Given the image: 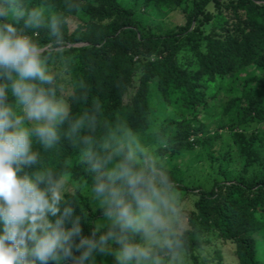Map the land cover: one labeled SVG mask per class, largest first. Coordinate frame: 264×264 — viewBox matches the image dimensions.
I'll return each instance as SVG.
<instances>
[{
  "label": "trees",
  "instance_id": "1",
  "mask_svg": "<svg viewBox=\"0 0 264 264\" xmlns=\"http://www.w3.org/2000/svg\"><path fill=\"white\" fill-rule=\"evenodd\" d=\"M47 2L64 11L63 0ZM78 4L66 37L73 72L62 87H81L74 111L99 105L102 122H127L160 156L189 210L186 262L224 264L210 249L214 233L233 245L235 264H264V0ZM173 10L184 23L164 22ZM44 159L56 167L74 152L62 143ZM198 163L210 174L192 175ZM71 171L87 179L75 162ZM78 200L87 222L98 219L85 193Z\"/></svg>",
  "mask_w": 264,
  "mask_h": 264
},
{
  "label": "clouds",
  "instance_id": "2",
  "mask_svg": "<svg viewBox=\"0 0 264 264\" xmlns=\"http://www.w3.org/2000/svg\"><path fill=\"white\" fill-rule=\"evenodd\" d=\"M63 6L0 0V264H187L189 210L160 156L127 122H102L99 105L74 111L76 83L62 91L78 0ZM62 143L74 161L48 165ZM81 193L99 211L91 223Z\"/></svg>",
  "mask_w": 264,
  "mask_h": 264
},
{
  "label": "rangeland",
  "instance_id": "3",
  "mask_svg": "<svg viewBox=\"0 0 264 264\" xmlns=\"http://www.w3.org/2000/svg\"><path fill=\"white\" fill-rule=\"evenodd\" d=\"M212 9V7H210ZM163 20L166 24L170 26L179 25L185 22V13L182 10H173L169 11L168 13L163 15ZM154 19V18H153ZM155 20V19H154ZM156 21V20H155ZM71 26L74 27L75 25V18H71L70 20ZM221 123H224L226 120L224 117H218ZM217 121L216 118L213 119ZM217 122H213L212 127H217ZM222 130V129H220ZM190 173L192 175H198L200 177H204L210 174V170L208 167L203 163H198L196 165L191 166ZM210 236L212 237V243L210 249L212 250L213 247H216L222 251L224 257V264H235L237 262V258L235 255V251L233 245L218 237V235L211 233ZM187 264H190L187 262Z\"/></svg>",
  "mask_w": 264,
  "mask_h": 264
}]
</instances>
